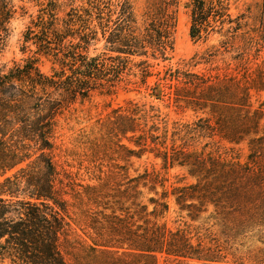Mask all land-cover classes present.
Returning a JSON list of instances; mask_svg holds the SVG:
<instances>
[{
    "label": "trees",
    "instance_id": "16d2710c",
    "mask_svg": "<svg viewBox=\"0 0 264 264\" xmlns=\"http://www.w3.org/2000/svg\"><path fill=\"white\" fill-rule=\"evenodd\" d=\"M16 2L23 0H0V56L11 36L10 25L19 18V10L25 12ZM87 6L60 18L56 0L26 29L24 43L36 47L35 55L52 57L60 67L58 71L43 74L35 57L0 66V179L26 163L27 142L36 143L42 151L52 150L57 117L77 98L85 100L95 91L114 93L133 58L160 57L166 61L173 51L179 0H154L142 31L137 28L129 0H87ZM186 8L189 34L195 43L218 35L223 54L237 40L247 46L246 51L261 46L264 30L260 39L244 31V17L230 13L231 0H189ZM99 30L107 53L90 56ZM219 55L215 48L199 58L196 65L209 66L206 73L168 69L155 74L153 87L147 86L152 96L167 103V108L202 115L193 124H177L173 137L184 142L195 131L208 140L203 149L190 150L185 143L168 148L166 141H161L167 137L166 127L163 135L156 125L147 130L148 120L161 118L155 107H151L155 112L151 117L145 105L138 103L113 112L106 125L109 134L132 135L130 140L137 136L134 143L138 151L122 146L126 158L154 154L163 170L181 169L185 172L183 181L192 182L159 195L157 188H164L167 182L160 173L145 171L127 179L126 189L116 190L123 199L103 208L111 210L110 214L100 213L103 222L99 214L91 217L90 226L102 241L90 249L95 255L85 264H157L159 256L178 264L215 262L219 250L207 248L199 235L204 226L216 228L226 242L247 234L264 240V101L258 108L252 103L253 92L264 93V62L252 71L244 51L231 57L232 62L224 61L222 74L215 66ZM233 62L235 73L231 74L228 71ZM135 67L141 76L139 86L146 85L154 75L153 66L142 60ZM212 147L216 151L208 150ZM242 147L247 150L244 161L231 155ZM43 162L42 179L6 177L0 182V252L8 249L5 254L19 264H68L61 251V239L68 236L70 228L66 193L58 187L62 182L51 156L45 155ZM23 184L26 197L20 199ZM148 186L159 196L148 200L152 211L140 201L144 198L140 188ZM102 199L97 195L95 200L102 204ZM171 199L181 219L201 225L172 229L161 222L170 210ZM75 264L84 263L76 258Z\"/></svg>",
    "mask_w": 264,
    "mask_h": 264
},
{
    "label": "rangeland",
    "instance_id": "374dc122",
    "mask_svg": "<svg viewBox=\"0 0 264 264\" xmlns=\"http://www.w3.org/2000/svg\"><path fill=\"white\" fill-rule=\"evenodd\" d=\"M56 0H23L16 2L17 6H24L25 12L19 10V17L11 25V36L8 40L7 47L0 56V66H12L14 62L23 63L26 59L38 58V67L45 75H52L53 70H59L58 64H55L52 57L35 55L36 47L24 43L23 36L27 27L32 20L39 17L41 11L50 6L51 2ZM60 10H57L58 17H68L67 14L72 9H87V0H57ZM119 1V0H114ZM126 1V0H120ZM154 0H129L132 5L134 16L137 22V28L142 31L147 22V15L150 5ZM189 0H179L177 10V24L173 34L174 49L167 54V60L163 61L160 57L133 58L129 65V71L124 74L123 82L120 83L114 93L108 94L106 91H95L89 98L82 100L77 98L73 103L68 105L60 116L57 117V127L54 138L52 139L53 148L50 151H42L36 143L27 142V161L20 167L9 172L5 177L0 179L2 182L6 177L11 179H42L45 172L43 157L50 155L56 166L58 179L66 193L64 199L68 202L67 221L70 223L68 236L61 239V251L68 264H75L76 258L82 263L91 261V256L95 255L90 251L96 247L102 240L97 231L93 230L91 217L99 214L98 219L103 222V215L110 214L111 210L104 211V207H110L113 201H120L123 197L117 191L123 192L126 189L127 179H135L148 171L149 173H160L161 178L167 180L164 188L158 187L157 193L160 195L163 191H169L173 187L184 186L192 181L187 179L183 181L185 172L181 169H171L169 171L162 169V162L155 159L154 154L147 153L142 158H126V151L122 148H128L138 151L135 145L136 138L131 139L132 135L126 138L122 136L113 137L109 134L106 125L113 116V112L122 108L129 109V103H138L140 106L145 105V110L149 116L151 107L158 109L161 118L158 120H148L147 130L153 125L160 127L159 135H163V129H168L166 146L170 148L174 143L176 146L187 144L190 150H201L208 140L200 137L199 133L192 131V135L184 138L182 142L178 136L173 137L177 124H193L198 121L202 115H196L192 111L185 113L176 111L175 108H167V103L156 99L152 96L151 90L157 82L155 74L164 72L168 69H189L195 73H206L209 66L196 65L199 58L206 52L216 49L220 50L217 59L219 72L224 73L226 66L224 61L232 62L231 57L238 53L247 52V58L250 60L252 71L264 62V36L261 37L264 30V0H231L230 13L233 17H244L242 23L245 25L244 31H249L259 40L260 47H253L247 51L244 43L237 40L235 46H229L228 51L224 52L221 48V38L218 35L210 37L206 42L195 43L189 34L190 31V14L186 5ZM116 17V16H115ZM94 25H97L96 22ZM264 35V34H263ZM106 41L103 39L101 31L98 32V41L90 47V56H97L107 53L105 50ZM142 60H148L153 66L151 69L154 74L147 80L146 85H141V76L139 69L135 67ZM235 62L228 73H235ZM131 70V71H130ZM215 74V73H214ZM163 89V87H161ZM57 98V96H54ZM264 101V93L253 92L252 103L254 108H258ZM164 119V122L162 121ZM264 126V120L262 121ZM182 133L181 135H183ZM214 150L215 148H209ZM237 152L231 154L233 157H239L242 161L246 158L247 150L245 147L239 148ZM223 153V151H221ZM26 169L24 172L20 170ZM25 184L20 191V199H23ZM94 189V190H92ZM144 191V198L140 201L149 205V211L153 206L148 203L150 198H159L149 190L140 188ZM97 195L102 197V204L96 202ZM113 195L117 197L113 199ZM108 204V206H105ZM170 210L161 220L170 228L184 227L192 225L197 228L201 223H192L188 219H181L178 209L171 199L169 202ZM185 216V215H183ZM201 228V227H200ZM204 226L200 230V236L204 237V245L207 248L219 250L215 262L204 263L197 261H186L183 264H264V240L255 234H247L238 237L234 241H225L216 228L209 229ZM196 232V231H195ZM195 232L193 235H195ZM4 244V241H2ZM6 251L0 252V264H19L17 260L5 254ZM122 253V251H120ZM98 253H96L97 255ZM216 255V254H215ZM100 258V257H99ZM103 259V257H101ZM101 261V260H100ZM21 264V263H20ZM157 264H178L177 262L165 261L161 256L158 257Z\"/></svg>",
    "mask_w": 264,
    "mask_h": 264
}]
</instances>
